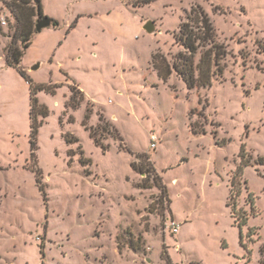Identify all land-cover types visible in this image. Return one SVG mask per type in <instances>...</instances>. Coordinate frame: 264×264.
Segmentation results:
<instances>
[{
	"label": "rangeland",
	"instance_id": "rangeland-1",
	"mask_svg": "<svg viewBox=\"0 0 264 264\" xmlns=\"http://www.w3.org/2000/svg\"><path fill=\"white\" fill-rule=\"evenodd\" d=\"M41 2L59 25L36 33L21 62L44 86L33 118L0 0V264H264V0ZM198 6L227 56L211 86L189 89L174 68L160 76L154 55L184 51L176 33ZM140 155L167 209L151 178L140 187ZM239 169L250 254L227 206Z\"/></svg>",
	"mask_w": 264,
	"mask_h": 264
},
{
	"label": "trees",
	"instance_id": "trees-1",
	"mask_svg": "<svg viewBox=\"0 0 264 264\" xmlns=\"http://www.w3.org/2000/svg\"><path fill=\"white\" fill-rule=\"evenodd\" d=\"M1 1L16 20L14 36L6 49L7 62L9 66L19 69L22 75L25 76L31 84L33 90L31 116L34 118L37 108L39 107V102L34 94L38 90L43 89L44 86L33 83L24 70L21 69V62L26 51L31 47L33 38L37 33L34 28V19H41L47 16L44 15L41 0ZM149 2L150 1H145L144 3L148 4ZM133 6L135 5L133 4ZM58 25V22L54 20V28ZM176 42L184 48V51L173 56V62H169L167 58L160 54L154 55L155 67L159 70L160 76L168 78L172 74L174 68L187 83L188 88L194 89L211 86L212 80L216 74L215 71L219 70L223 73L224 67L221 66L220 61L223 57L227 56V51L224 46L219 45L216 42V31L213 23L201 6L194 7L191 14L188 15L187 21L181 24L179 32L176 33ZM19 44H21V46ZM260 47L261 50L264 51V44H261ZM34 127L36 134L38 127L35 124ZM102 129L105 128L102 127ZM95 135L96 134L92 135V137H95L96 143L100 145L101 141ZM138 159L139 161L144 159L146 162L145 167L142 164L133 165L135 170L146 176L145 181L140 184V187L149 189L154 184L160 188L161 197L159 199V204L162 208L167 209V206L170 205L171 201L169 199L167 186L164 184L162 177L158 174L147 156L140 155L138 156ZM260 163L264 164V159H260ZM241 176L242 170L239 169L238 173L231 180V189L227 200V206L231 211L235 225L240 229V243L250 254L251 250H248L243 244L245 234L244 229L247 227V234L250 236L255 234V228L248 227L249 217L246 211L238 205V199L242 195ZM148 178H151L153 184ZM249 202L253 210L255 197L252 194L249 195ZM130 247L136 252H141L143 250L141 241H138L137 243L131 241ZM167 257L169 263L173 264L168 254Z\"/></svg>",
	"mask_w": 264,
	"mask_h": 264
},
{
	"label": "water",
	"instance_id": "water-1",
	"mask_svg": "<svg viewBox=\"0 0 264 264\" xmlns=\"http://www.w3.org/2000/svg\"><path fill=\"white\" fill-rule=\"evenodd\" d=\"M46 28H54V19L50 17H44V18L37 20V23H36L37 33L42 32ZM144 28L149 34H154L156 32V25H155V22L153 21H148L145 24Z\"/></svg>",
	"mask_w": 264,
	"mask_h": 264
},
{
	"label": "built area",
	"instance_id": "built-area-1",
	"mask_svg": "<svg viewBox=\"0 0 264 264\" xmlns=\"http://www.w3.org/2000/svg\"><path fill=\"white\" fill-rule=\"evenodd\" d=\"M179 228H180V225H178V226L175 225V227H174V232L177 233V232L179 231Z\"/></svg>",
	"mask_w": 264,
	"mask_h": 264
},
{
	"label": "crops",
	"instance_id": "crops-1",
	"mask_svg": "<svg viewBox=\"0 0 264 264\" xmlns=\"http://www.w3.org/2000/svg\"><path fill=\"white\" fill-rule=\"evenodd\" d=\"M180 230V229H179ZM179 232V231H178Z\"/></svg>",
	"mask_w": 264,
	"mask_h": 264
}]
</instances>
